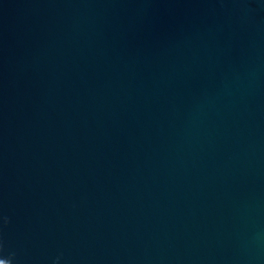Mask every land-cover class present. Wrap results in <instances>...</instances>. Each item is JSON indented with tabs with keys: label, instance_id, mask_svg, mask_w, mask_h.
<instances>
[{
	"label": "water",
	"instance_id": "obj_1",
	"mask_svg": "<svg viewBox=\"0 0 264 264\" xmlns=\"http://www.w3.org/2000/svg\"><path fill=\"white\" fill-rule=\"evenodd\" d=\"M6 259L264 264V0H0Z\"/></svg>",
	"mask_w": 264,
	"mask_h": 264
},
{
	"label": "clouds",
	"instance_id": "obj_2",
	"mask_svg": "<svg viewBox=\"0 0 264 264\" xmlns=\"http://www.w3.org/2000/svg\"><path fill=\"white\" fill-rule=\"evenodd\" d=\"M5 223H7V219H5ZM8 261V264H11V260L10 259H6Z\"/></svg>",
	"mask_w": 264,
	"mask_h": 264
}]
</instances>
